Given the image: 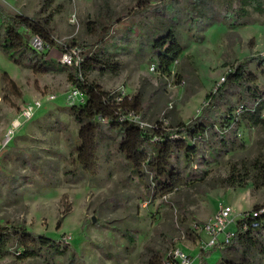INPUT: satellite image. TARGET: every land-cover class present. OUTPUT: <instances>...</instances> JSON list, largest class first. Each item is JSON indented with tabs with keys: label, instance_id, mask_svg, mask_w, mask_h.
<instances>
[{
	"label": "rangeland",
	"instance_id": "rangeland-1",
	"mask_svg": "<svg viewBox=\"0 0 264 264\" xmlns=\"http://www.w3.org/2000/svg\"><path fill=\"white\" fill-rule=\"evenodd\" d=\"M261 1L263 11L250 8L243 23L233 11L239 9V0H209V9L196 0H155L143 18L132 15L138 0H0L7 15L37 20L56 42L46 57L48 63L36 66L26 57L21 59L25 64L16 63L0 45V137L25 104L42 101L33 117L20 118L22 124L0 152V224L24 225L69 248L46 262L42 256L20 258L13 241L0 264H146L152 250L165 258L176 248L192 256V264H200L203 249L210 250L206 264H264V231L261 245L239 241L226 245L221 235V242L207 249L209 237L193 229L195 223L208 221L222 203L232 205L237 215L264 205L263 185L251 179L244 186L224 183L233 168L245 176L247 171L254 173L256 159L264 160V122L256 125L242 118L237 132L228 130L237 136L231 149L223 148L210 128L204 141L197 140L201 157L208 162L195 161L198 171L192 180L159 195L148 188L150 177L141 181L132 171L107 125L94 136L100 138L97 164L81 165V124L70 111L72 104L81 103L80 95L69 97L76 89L71 81L74 69L58 61L61 46L81 42L85 52L107 50L100 55L103 63H95L83 79L126 95L129 106L148 124L188 123L201 114L208 94L223 77L245 59L264 54ZM168 29L177 34L184 53L164 75L150 59L148 40L153 32ZM23 33L25 40H33L27 30ZM249 67L264 90V67L255 61ZM241 91L229 86L215 108L224 113L241 102L253 104L248 96L242 101Z\"/></svg>",
	"mask_w": 264,
	"mask_h": 264
},
{
	"label": "trees",
	"instance_id": "trees-1",
	"mask_svg": "<svg viewBox=\"0 0 264 264\" xmlns=\"http://www.w3.org/2000/svg\"><path fill=\"white\" fill-rule=\"evenodd\" d=\"M47 1V3H51L53 0ZM138 1L139 8L134 10L132 15L135 18L146 17L152 10L151 2L155 0ZM160 1L169 2V0ZM183 1L188 3L190 0ZM202 1L196 0L197 5H203V8L209 9V0ZM232 5H234V1ZM239 5V9L236 10L233 7V11L243 23H246L244 19L249 16L250 8L263 11L261 0H239ZM23 30H27L32 38L35 35L41 36L47 46L43 49L35 48L32 39L30 41L24 39ZM137 32L139 35H143L140 28L137 29ZM107 35L108 33L102 36V41L107 39ZM0 45L8 57L16 63L25 64L26 62H22L21 59L26 57L27 63L36 66L38 63L39 65L48 63L46 57H48L50 50L56 46V42L48 30L37 20L26 16L7 15L0 6ZM78 45L82 46V43L79 42ZM61 48L63 51L64 48L62 46ZM148 50L151 55L150 59L156 64L157 70L161 74L169 75L175 63L183 55L184 46L177 34L168 29L163 33L153 32V37L148 40ZM106 51L103 49L100 50V53L84 51L80 68L69 67L74 69V73L71 74V81L83 93L84 97L83 102L70 106V111L76 121L81 124L79 135L83 141L78 144V149L81 150L79 153L81 159L79 160L84 168H92L98 162L100 138L98 137L96 140L94 136L97 137L102 133L100 126L104 124L115 136L114 138H118L117 149L129 163L138 179L143 181L150 177L151 183L147 184L148 188H152L159 195H167L195 177V172L198 171L193 167L195 161L208 162L201 157V148L197 144V140L204 141L210 128L215 129L221 146L231 149L237 136H231L232 133H228V130L233 128L232 131L237 132L242 118L251 120L256 125L264 122V117H262L264 90L257 86L256 76L249 67L251 61H255L257 65L264 67V54L248 60L245 59L235 67L234 71L229 72L220 86L208 94L207 104L203 106L201 114L188 123L182 122L176 126L168 127L161 123L154 126H141L140 123L129 120L127 117L129 112L127 111H137L129 106L130 101L127 97L124 96L122 100H119L120 92L105 90L82 78L94 68L95 63H103L100 55L105 54ZM114 65L113 68H117L116 64ZM62 67L67 66L62 65ZM11 83L14 85L12 80ZM232 85L242 90V101L248 96L253 104L241 102L243 107L239 113H236L237 106L223 113L215 106L222 101L224 91ZM255 104H257L255 108L252 107ZM131 105L134 107L133 104ZM89 141L90 144H88ZM209 146L213 147L210 143ZM253 164L254 173L247 171L245 176H241V173L233 168L232 172L224 179V183L229 186H244L245 182L251 179L256 185L264 186V160L256 159ZM202 173L199 174L202 175ZM263 231L264 225L253 228L249 224L245 232H240L238 229L236 238L228 245L235 241L242 242L247 246L261 245L259 238ZM13 241L19 246L16 252L20 258L42 256L46 262L56 254L64 255L69 249L61 241L46 234L35 233L24 225L3 226L0 224V258L9 254V245L11 246ZM209 251V249L201 251L200 264L207 263L206 256ZM224 256L226 258V255ZM146 264L179 263L172 255L163 258L158 251L152 250L147 257Z\"/></svg>",
	"mask_w": 264,
	"mask_h": 264
},
{
	"label": "built area",
	"instance_id": "built-area-1",
	"mask_svg": "<svg viewBox=\"0 0 264 264\" xmlns=\"http://www.w3.org/2000/svg\"><path fill=\"white\" fill-rule=\"evenodd\" d=\"M76 20V15L72 14L71 21L75 22ZM32 44L37 49H43L47 46L43 38L39 35L33 36ZM83 53L84 47L75 44L68 48H64L61 54V58H59L58 61L63 66L80 68L81 62L83 60ZM224 80L225 77H223V81ZM78 94L80 95L78 98L81 102H83V93L78 88H76L74 90V93L69 95V97L75 98V96H77ZM124 96L127 97L126 95L121 93V96H119L118 99L122 100ZM73 102L74 100L71 101V103ZM256 105L257 104L253 105L252 107L255 108ZM41 106V100H34L33 102L25 104V106L20 110L18 117L6 130L4 137L0 139V152L9 146L13 136L15 135V130L22 124L20 118H23L25 120L30 119L35 115V113ZM242 107L243 104H239L237 106L236 113H239ZM127 112H129L127 114L129 120L138 122L141 124V126H154L153 124L144 122L140 118L139 113L133 110H129ZM263 116L264 114L262 113V117ZM249 224H251L253 228L264 225V205L254 207L250 210L242 211L239 215H237L234 213V208L232 205L222 203L217 212L208 221L195 223L193 229L195 232L199 234L205 233L209 237V240L206 242V247L208 249L209 247H214L221 242L219 239L221 235H223L221 243L228 245L232 242V240L236 238L238 229L240 230V232H245ZM168 255H172L179 264L193 263V257L185 253L181 248H176Z\"/></svg>",
	"mask_w": 264,
	"mask_h": 264
},
{
	"label": "crops",
	"instance_id": "crops-1",
	"mask_svg": "<svg viewBox=\"0 0 264 264\" xmlns=\"http://www.w3.org/2000/svg\"><path fill=\"white\" fill-rule=\"evenodd\" d=\"M2 137V136H1ZM1 137H0V139H1ZM193 260H194V258H193Z\"/></svg>",
	"mask_w": 264,
	"mask_h": 264
}]
</instances>
